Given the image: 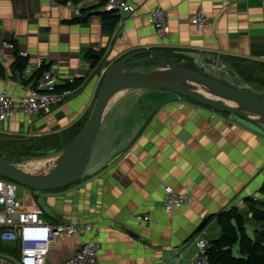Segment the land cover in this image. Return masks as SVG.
<instances>
[{
  "label": "crops",
  "instance_id": "obj_1",
  "mask_svg": "<svg viewBox=\"0 0 264 264\" xmlns=\"http://www.w3.org/2000/svg\"><path fill=\"white\" fill-rule=\"evenodd\" d=\"M99 3L0 0V93L25 98L34 83L27 79L41 64L59 79L84 77L62 105L33 118L15 113L0 121V136L30 140L57 135L67 141L71 127L90 112L100 70L134 52H141L135 60L151 59L148 52L173 54L206 72L203 65L242 64L264 78V0H126L133 11L117 16L108 28L96 15L104 11ZM155 8L165 13L163 39L148 22ZM196 10L208 19L200 29L189 23ZM3 42L27 59L21 75L11 70L13 49L3 48ZM87 50L102 51L93 68L83 57ZM211 113L166 91L117 93L102 114L81 180L56 191H32L25 204L47 224L93 228L77 239L60 236L44 264H61L88 240L98 244L95 264H194V237L204 231L208 244L219 235L212 216L232 209L246 215L249 206L261 201L264 183V124ZM59 152L15 165L46 172ZM164 188L185 201L170 213L162 208ZM143 216L148 221L139 222ZM201 222L206 224L186 242ZM247 223L254 224L250 230ZM247 223L251 238L260 225ZM18 257V244L0 249V264L16 263Z\"/></svg>",
  "mask_w": 264,
  "mask_h": 264
},
{
  "label": "water",
  "instance_id": "obj_2",
  "mask_svg": "<svg viewBox=\"0 0 264 264\" xmlns=\"http://www.w3.org/2000/svg\"><path fill=\"white\" fill-rule=\"evenodd\" d=\"M140 54L130 53L105 70L86 121L54 157L48 171L28 173L0 158V178L33 192L56 191L79 182L91 156L102 114L109 101L123 90L166 91L215 113L251 124H264V94L238 89L191 62L172 61L152 52H148L151 59H133ZM148 65L158 68L145 71L133 68ZM202 225L203 222L199 223L190 232L186 242L193 238Z\"/></svg>",
  "mask_w": 264,
  "mask_h": 264
},
{
  "label": "built area",
  "instance_id": "obj_3",
  "mask_svg": "<svg viewBox=\"0 0 264 264\" xmlns=\"http://www.w3.org/2000/svg\"><path fill=\"white\" fill-rule=\"evenodd\" d=\"M101 6L106 12H113L116 16L122 13L129 14L133 11L126 0H103ZM148 22L157 37L163 39L167 35L165 13L160 8L153 9L148 15ZM189 23L197 28H203L208 19L196 10L189 17ZM120 20H118V25ZM3 48L13 49L10 43H1ZM19 56L25 57L23 53ZM104 71L100 70V74ZM84 77L73 75L59 79L49 70L43 71L28 95L20 100H13L5 93H0V121L11 118L15 113L33 118L52 107L62 105L65 100L81 85ZM75 80L80 82L75 85ZM70 88L55 91L58 86ZM212 116L219 115L212 111ZM16 183L0 178V243L18 244L19 257L16 263L7 264H44L49 248L63 235L77 239L86 232L92 231L90 225L76 224H47L41 220L37 212L28 209L15 198ZM184 198L173 192L170 188H164L162 208L166 213L178 209L184 204ZM146 222L148 218L143 216L139 222ZM205 232L201 231L194 239L195 253L194 264H207L205 250L207 244L204 239ZM98 244L93 240L79 244L61 264H95Z\"/></svg>",
  "mask_w": 264,
  "mask_h": 264
},
{
  "label": "trees",
  "instance_id": "obj_4",
  "mask_svg": "<svg viewBox=\"0 0 264 264\" xmlns=\"http://www.w3.org/2000/svg\"><path fill=\"white\" fill-rule=\"evenodd\" d=\"M58 1L59 3H64L67 0ZM101 1L102 3H99L97 8L103 5L104 1ZM96 15L101 22L102 28L111 27L117 21V16L113 12L99 11L96 13ZM81 20L82 18L74 19L72 22H80ZM101 56L102 51L100 50L96 52L87 50L83 55L84 59L89 63L90 68L95 67V65L101 59ZM161 57L170 59L172 61H180L178 59V56L173 54H165ZM26 66L27 59L25 57L19 56L17 51L13 49L11 70L16 74L21 75ZM47 69V65L41 64L29 76L27 82L34 81V86L40 74ZM229 69L230 70L223 71L224 76H214L209 72L207 73L217 79L229 83L230 85L238 89L247 92H255L256 90L245 89L244 85H238L236 81L243 82V84L245 85H253L254 83H256L260 86H264V78H260L258 76V72H255V74L252 75L251 72L253 70L249 66L243 67L242 64H231ZM257 69L259 70L260 68ZM230 72H233V75H231ZM79 82L80 80H75L74 84L77 85ZM68 88L70 87L67 85L58 86L55 88V91L58 92ZM262 92L264 94V91ZM184 100L192 102L187 99ZM220 115L228 116L226 114ZM87 117L88 112L81 120L77 121L71 127V135L65 142L60 141V138L57 135H49L42 138H32L30 140H20L17 138L0 136V158L6 160L9 163L18 164L23 161L36 160L52 156L54 152H61L80 130ZM260 193L262 194L261 201L254 203V205H256L255 207L249 206L246 215L241 214L236 209H232L228 212H222L212 216L215 219V224L219 228V235L215 240H212L207 244L205 250L207 264H264V183L261 186ZM247 215H249V218L247 217ZM249 219L255 224L260 225V229L253 231V235L251 238L245 231V225ZM205 224L206 223H204L203 226ZM0 244L1 250H7V245H15L2 243ZM10 250L14 252V247L12 246Z\"/></svg>",
  "mask_w": 264,
  "mask_h": 264
},
{
  "label": "rangeland",
  "instance_id": "obj_5",
  "mask_svg": "<svg viewBox=\"0 0 264 264\" xmlns=\"http://www.w3.org/2000/svg\"><path fill=\"white\" fill-rule=\"evenodd\" d=\"M203 67L209 72V73H211L212 75H217V76H219V75H222V73H223V71H227V70H230L229 69V66H227V65H225V66H221V68L223 69H219L218 67H208V66H204L203 65ZM135 70H139V71H145V70H147V69H153L154 67H150V68H147V66H137V67H133ZM230 74L231 75H233V72H230ZM237 84H239V85H242L243 84V82H237ZM249 86V88H245V89H250V90H256V91H264V86H260V85H258V84H256V83H254L253 85L252 84H247L246 85V87H248ZM113 99V98H112ZM111 99V100H112ZM110 100V101H111ZM109 101V102H110ZM49 166H51V163H49ZM17 167H19V166H17ZM47 168V167H46ZM22 169V168H21ZM86 169L87 168H85V171H86ZM23 170V169H22ZM23 171H25V170H23ZM25 172H27V171H25ZM28 173H36V171H34V172H32V171H30V172H28ZM14 195H15V198H16V201L17 202H20V201H22V204L25 206V207H27V205H25V204H28L29 202H30V196H32L33 197V192L32 191H30L29 189H27V188H24V187H22V186H20V185H16V189H15V193H14ZM33 204V203H32ZM30 207H33L34 209H36L37 211H39L40 213H42L41 215H42V217L43 218H46V215H45V213L43 214V212H41L40 210H39V208L35 205V206H31L30 205ZM254 224H252V223H250V225H249V223H247V230H250V227L249 226H253Z\"/></svg>",
  "mask_w": 264,
  "mask_h": 264
},
{
  "label": "bare ground",
  "instance_id": "obj_6",
  "mask_svg": "<svg viewBox=\"0 0 264 264\" xmlns=\"http://www.w3.org/2000/svg\"><path fill=\"white\" fill-rule=\"evenodd\" d=\"M206 96H208V97H211L212 98V96H210V95H207V94H205ZM37 163V162H36ZM19 168V167H18ZM22 170V169H21Z\"/></svg>",
  "mask_w": 264,
  "mask_h": 264
}]
</instances>
